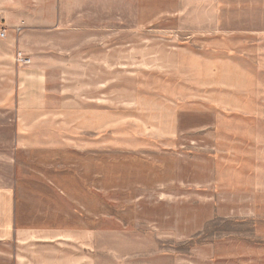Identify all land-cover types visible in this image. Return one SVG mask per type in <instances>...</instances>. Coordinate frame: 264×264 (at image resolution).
<instances>
[{"label": "rangeland", "instance_id": "obj_1", "mask_svg": "<svg viewBox=\"0 0 264 264\" xmlns=\"http://www.w3.org/2000/svg\"><path fill=\"white\" fill-rule=\"evenodd\" d=\"M38 1L0 40V189L63 231L0 264H264V0Z\"/></svg>", "mask_w": 264, "mask_h": 264}, {"label": "crops", "instance_id": "obj_2", "mask_svg": "<svg viewBox=\"0 0 264 264\" xmlns=\"http://www.w3.org/2000/svg\"><path fill=\"white\" fill-rule=\"evenodd\" d=\"M47 0H42V2L38 1L34 4L36 10L39 9L40 5L45 3ZM53 0H51V3ZM15 3V4H14ZM28 3V2H27ZM0 5L2 6L3 14L2 19L3 22L0 24V31L4 30L5 35L0 40H4L7 38V41L10 43L9 32H18L21 30V24L26 18L25 9L26 4L25 0L14 2L13 0H0ZM13 8L16 9V14L14 16V22L11 20L10 13L8 11H13ZM49 9V8H48ZM20 20V21H19ZM21 23V24H19ZM15 55V54H14ZM24 55V54H23ZM6 56V55H5ZM2 55L0 59H2ZM13 61L14 66L18 67L16 70V83H17V91L15 94L16 102L18 103V108L20 111L25 110V105L27 107H32V109H36L37 101L39 102L40 91L37 92L32 91L31 87H27L28 90L20 89V87L24 86L25 83L29 80L34 79L33 77L36 75H32L31 70H23L26 65L16 64L14 63V56L11 59ZM7 66V65H3ZM20 67V68H19ZM38 81L33 80L34 83L39 84V77L36 76ZM41 81V80H40ZM19 89V90H18ZM37 99V100H36ZM32 101V104H31ZM20 209L16 206V200L13 194H10V191L6 189H0V243H15V244H23L29 241L34 240L36 237H39V233L47 235L48 233L51 236H56L55 238L62 237V227H46L41 225H24L19 220ZM73 227H70V231H73ZM53 238V237H51Z\"/></svg>", "mask_w": 264, "mask_h": 264}, {"label": "built area", "instance_id": "obj_3", "mask_svg": "<svg viewBox=\"0 0 264 264\" xmlns=\"http://www.w3.org/2000/svg\"><path fill=\"white\" fill-rule=\"evenodd\" d=\"M5 35V31L1 30L0 31V38H3ZM14 60L16 61L17 64H21V65H28L30 63V59L23 55L22 52L18 51Z\"/></svg>", "mask_w": 264, "mask_h": 264}]
</instances>
